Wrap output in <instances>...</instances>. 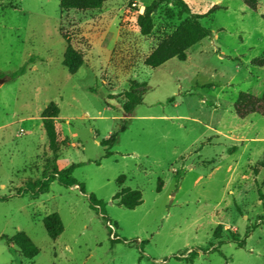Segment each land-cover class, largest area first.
I'll return each instance as SVG.
<instances>
[{
  "label": "rangeland",
  "instance_id": "rangeland-1",
  "mask_svg": "<svg viewBox=\"0 0 264 264\" xmlns=\"http://www.w3.org/2000/svg\"><path fill=\"white\" fill-rule=\"evenodd\" d=\"M154 1L78 11L0 0V238L23 232L39 248L27 260L0 239V264H264V115L235 113L242 94L264 93L255 62L264 0L255 10L244 0H183L189 11L171 0L142 36L137 17ZM194 14L210 36L185 61L146 66ZM134 81L147 91L125 117ZM112 133L107 158L100 143ZM72 164L85 193L55 180L46 193L17 195ZM121 188L140 190L142 204L119 205ZM52 213L64 227L55 240L43 224Z\"/></svg>",
  "mask_w": 264,
  "mask_h": 264
},
{
  "label": "trees",
  "instance_id": "trees-1",
  "mask_svg": "<svg viewBox=\"0 0 264 264\" xmlns=\"http://www.w3.org/2000/svg\"><path fill=\"white\" fill-rule=\"evenodd\" d=\"M105 1L106 0H60V8L62 10L75 9L78 11H90L101 8ZM257 1L258 0H244V3L251 10H255ZM167 2H171V0H155L152 4L145 7L143 14L137 17V25L142 36L151 34L154 28L153 15L160 5ZM174 2L182 9L189 11L188 5L183 0H174ZM216 8L217 6H214L209 13H212ZM202 18H204V15L194 14L191 19L182 22L168 38L158 44L153 52L146 58L145 65L151 68H157L174 58L185 61L187 50L211 34L210 30L204 27L200 22ZM69 55L70 51L68 49L66 56ZM255 62L257 66L264 67V54L258 57ZM65 66H67L71 72H75L78 69V66H70L69 63ZM146 91L147 84L145 82H132L130 89L124 92L123 114L125 117L131 116L135 108L143 103V96ZM235 113L240 118H245L251 114L264 115V93L261 96L249 93L242 94L239 102L235 106ZM44 114L46 115V111ZM124 130V127L120 128V131ZM116 137L117 133H112L108 138L101 141L100 145L106 150L104 157L108 158L112 155V152L108 149L114 145ZM79 166H81V164H72L63 170H59L55 167L50 173L46 172V176L43 180L35 183H28L24 190L20 189L18 191L17 195H21L22 191L25 193L32 192L35 196L46 193L49 191L50 183L55 180H58V182L65 187L79 185L80 191L85 193V185L82 183L79 184L72 176L75 168ZM125 180L126 177L124 175L120 176L118 178V184L122 186ZM160 187L161 186H159L158 191H160ZM88 199L90 207L97 210L99 208V201L97 198L94 195H89ZM114 199L117 200L119 205L132 210L142 204V193L140 190L121 188V190L115 194ZM43 224L49 237L53 240L57 239L63 233V223L57 213L46 216L43 220ZM255 226H257V224ZM233 237V240L237 242L239 247L244 245L245 240H240L236 234L233 235ZM0 239L5 240L12 250H18L23 258L27 260H31L39 254V248L23 232L16 233L11 238L3 235ZM191 255L194 257L196 256L194 252H192Z\"/></svg>",
  "mask_w": 264,
  "mask_h": 264
}]
</instances>
